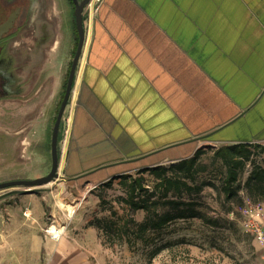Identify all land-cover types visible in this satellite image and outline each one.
<instances>
[{
	"label": "crops",
	"instance_id": "crops-1",
	"mask_svg": "<svg viewBox=\"0 0 264 264\" xmlns=\"http://www.w3.org/2000/svg\"><path fill=\"white\" fill-rule=\"evenodd\" d=\"M44 22L0 65L18 131L47 157L75 21L57 40ZM72 102L59 172L76 186L189 158L202 139L264 146V0H99ZM44 213L34 195L0 198V264H108L80 233L42 235Z\"/></svg>",
	"mask_w": 264,
	"mask_h": 264
},
{
	"label": "rangeland",
	"instance_id": "rangeland-1",
	"mask_svg": "<svg viewBox=\"0 0 264 264\" xmlns=\"http://www.w3.org/2000/svg\"><path fill=\"white\" fill-rule=\"evenodd\" d=\"M32 3V7L26 10V17L19 21L22 27L7 41L4 56L9 53L13 55L15 45L19 46L26 34L46 31V26H41L43 21L44 24L50 23L49 27L55 32V40L59 36L60 25L66 22V19L73 21L72 0H34ZM91 24L84 21L86 41ZM76 34L74 29L70 60L67 63L61 95L57 99L54 120L77 45ZM4 56L0 59L3 66L7 61ZM80 62L76 70L73 92ZM3 66H0V182L46 175L51 167L50 154L48 152L47 157H44L36 141L24 137L29 135V130L18 131L21 117L15 115L16 108L13 105L14 69L12 65L6 73ZM73 92L64 111L59 131L60 159L65 151L63 144L67 127L65 120L68 121L70 118ZM6 102L11 104L8 108H5ZM54 120L50 125L49 138ZM202 141L201 146L193 154L197 171L193 179L187 178L189 184L199 186L200 190L193 188L189 192L170 193L167 196L168 199L192 201V205L180 206L184 211L183 218L173 219L161 228L147 229L142 237H136L137 228L133 221L138 223L143 221L147 212L132 209L127 200L131 183L138 177L142 179L145 189L155 192L152 199L160 196L158 189L155 188L158 179L150 168L135 171L127 179L117 177L97 185L76 186L65 182L63 178H58L37 189L11 187L0 190V198L15 194L36 196L45 208L42 227L39 230L42 235H45L44 230L49 225L59 230L62 228V235L80 233L82 240L97 245L96 251L106 258L108 264H259L262 259L261 250L242 224L241 211L247 204L264 206L263 203L250 200L243 187L253 165H264V151L251 147V158L239 172L236 182L240 189L235 196L228 197L222 188L227 167L224 161L215 155V151L222 145L205 142L207 141L205 139ZM175 163L177 161H165L156 166L166 167L167 174L171 175L169 167ZM61 204L74 205L75 212L70 214ZM190 209L199 211V214L190 216ZM166 211L175 213L176 210L171 205H159L151 210L150 215L156 217V213L162 214ZM117 229H120L121 237L115 234Z\"/></svg>",
	"mask_w": 264,
	"mask_h": 264
},
{
	"label": "trees",
	"instance_id": "trees-1",
	"mask_svg": "<svg viewBox=\"0 0 264 264\" xmlns=\"http://www.w3.org/2000/svg\"><path fill=\"white\" fill-rule=\"evenodd\" d=\"M59 136L60 133L58 135V139ZM251 147L264 151V146L258 143L225 144L215 151V155L221 158L227 167L222 188L228 197L235 196L240 189V185L236 182L239 172L244 168L245 163L251 158ZM144 169H149L158 179V183L155 185V188L158 189L160 196L157 199H152L155 192H149L145 189L142 185V179L140 177L135 178L132 181L131 191L127 202L132 209H142L147 212V216L143 221L139 223L133 221L137 228L135 231L136 237H142L147 229L161 228L171 220L183 218L185 216L184 211L180 208V206H190L192 205V201L185 202L168 199V194H178L182 191L189 192L193 188L200 190L199 186L191 185L187 181V178L193 179V175L197 171L196 159L194 155L189 158L181 159L174 165L170 166L169 170L172 171L171 175L167 174L168 169L163 166L148 167ZM130 174L131 173L123 174L118 178L127 179L130 177ZM243 187L250 200L264 204V165H253ZM159 205H171L176 211L175 213H170V211H166L162 214L156 213V217H152L150 215L151 210L156 209ZM189 211L191 212L190 216L199 214V211H195L194 209H190ZM119 230L120 229L115 230V234L118 237H121Z\"/></svg>",
	"mask_w": 264,
	"mask_h": 264
},
{
	"label": "water",
	"instance_id": "water-1",
	"mask_svg": "<svg viewBox=\"0 0 264 264\" xmlns=\"http://www.w3.org/2000/svg\"><path fill=\"white\" fill-rule=\"evenodd\" d=\"M74 5V21L77 32V45L73 58L71 60L70 68L68 71V76L65 84V89L63 97L61 99L53 127L50 135V157H51V167L46 175L36 177V178H22V179H11L0 182V190L11 188V187H24L28 190L40 188L49 182L56 180L58 178H64L59 172V154H58V135L60 131V126L63 118L64 111L70 100L73 92V85L76 76V70L78 68L80 58L84 51V46L86 44V32L84 27V21L86 16L84 15V7L91 0H72ZM14 21V15H10L4 22L0 24V35L8 30L12 26Z\"/></svg>",
	"mask_w": 264,
	"mask_h": 264
},
{
	"label": "built area",
	"instance_id": "built-area-1",
	"mask_svg": "<svg viewBox=\"0 0 264 264\" xmlns=\"http://www.w3.org/2000/svg\"><path fill=\"white\" fill-rule=\"evenodd\" d=\"M99 0H91L86 7L85 10V21L92 23L96 16V12L98 9ZM66 130L64 133V141L63 144L66 145L68 130H69V122L67 119L65 120ZM61 142H59L60 144ZM232 215V213H231ZM241 215L243 216L242 224L245 226V229L251 233L254 238V241L259 246V249L262 253V259L259 264H264V207L262 205H250L247 204L241 211ZM53 225H49L45 230V234L48 235L51 239H58L63 234V229L61 228L58 233H54L51 231V227Z\"/></svg>",
	"mask_w": 264,
	"mask_h": 264
},
{
	"label": "flooded vegetation",
	"instance_id": "flooded-vegetation-1",
	"mask_svg": "<svg viewBox=\"0 0 264 264\" xmlns=\"http://www.w3.org/2000/svg\"><path fill=\"white\" fill-rule=\"evenodd\" d=\"M33 1L34 0H0V24L10 15H14L12 26L0 35V59L4 56L7 41L14 37L18 30L22 27V24L19 25V21L22 20L23 17H26V10H29L32 7ZM86 7L87 5L84 7V12ZM3 72L5 71L3 70ZM59 142L60 141L58 139V144Z\"/></svg>",
	"mask_w": 264,
	"mask_h": 264
},
{
	"label": "bare ground",
	"instance_id": "bare-ground-1",
	"mask_svg": "<svg viewBox=\"0 0 264 264\" xmlns=\"http://www.w3.org/2000/svg\"><path fill=\"white\" fill-rule=\"evenodd\" d=\"M70 121H71V114H70V118L68 119V122H69V123H70ZM61 206H62L63 208H67L70 214L75 212V210H74L75 206H74V205L61 204ZM51 231L54 232V233H58L59 229L56 228L55 226H52V227H51Z\"/></svg>",
	"mask_w": 264,
	"mask_h": 264
}]
</instances>
